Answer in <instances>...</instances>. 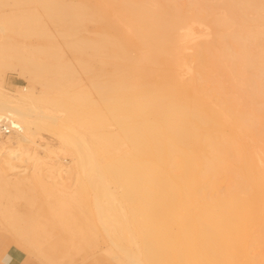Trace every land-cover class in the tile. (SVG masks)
I'll return each instance as SVG.
<instances>
[{
	"label": "bare ground",
	"instance_id": "obj_1",
	"mask_svg": "<svg viewBox=\"0 0 264 264\" xmlns=\"http://www.w3.org/2000/svg\"><path fill=\"white\" fill-rule=\"evenodd\" d=\"M107 1L95 40L59 30L86 55L95 97L43 83L29 52L23 63L0 59V118L18 127L0 137V181L63 210L85 201L91 232L116 250L111 264H264V0ZM43 2L68 25L72 5ZM3 66L30 87L10 92ZM2 206L0 226L36 260L73 263L42 247L32 218Z\"/></svg>",
	"mask_w": 264,
	"mask_h": 264
},
{
	"label": "rangeland",
	"instance_id": "obj_2",
	"mask_svg": "<svg viewBox=\"0 0 264 264\" xmlns=\"http://www.w3.org/2000/svg\"><path fill=\"white\" fill-rule=\"evenodd\" d=\"M59 1L74 7L70 15L66 17L69 21L68 25H63L59 19L49 16L43 0H0L2 28L0 29V59L9 63H23L24 60L19 57L24 55V52H29L34 62H37L36 64L41 63L40 69L33 63L29 65L33 74L37 75L43 83L57 79L65 87L85 90L95 97L91 77L80 65V60L86 55L71 47L68 43L69 38L60 34L59 30L93 41L106 26L107 18L111 14V4L107 0ZM88 51L91 53L92 50L88 49ZM87 56L92 59L96 67L101 66L99 55ZM59 62L62 67L58 65ZM67 63L73 65L75 73L68 74V69L64 67ZM193 64L195 65V62ZM104 67L109 65L106 64ZM2 69L5 73L4 86L10 92H17L18 86L30 87L29 81L17 71L5 66ZM61 69L63 73H60ZM43 86L38 83L36 90H41ZM48 90L52 93L50 88ZM41 135L45 140H55L48 131H42ZM38 142L45 141L39 137ZM196 147L201 148V144ZM10 184L0 181V207L3 205L2 207L7 206L17 211L24 221L32 218L41 228L43 248L69 253L73 257L72 264H111L108 257L116 250L110 240L91 232L89 225H92L96 219L93 212L81 209V204L86 203L85 201L72 202L69 210H63L59 203L46 199L39 190L24 188L18 192ZM0 219H2L1 211ZM1 226L0 262L8 264L10 258L14 260L15 257L20 262L21 254L22 264H49L46 260L35 261L37 249L32 244L19 239L8 227L10 232L6 227ZM183 234L184 232L181 231L174 233V245L176 239ZM70 240L74 242L71 243ZM257 250L264 252V246ZM174 255V262L184 256L182 252H175Z\"/></svg>",
	"mask_w": 264,
	"mask_h": 264
},
{
	"label": "built area",
	"instance_id": "obj_3",
	"mask_svg": "<svg viewBox=\"0 0 264 264\" xmlns=\"http://www.w3.org/2000/svg\"><path fill=\"white\" fill-rule=\"evenodd\" d=\"M17 129L18 127L14 125L10 116H3L0 118V137L9 135Z\"/></svg>",
	"mask_w": 264,
	"mask_h": 264
},
{
	"label": "crops",
	"instance_id": "obj_4",
	"mask_svg": "<svg viewBox=\"0 0 264 264\" xmlns=\"http://www.w3.org/2000/svg\"><path fill=\"white\" fill-rule=\"evenodd\" d=\"M20 259H21V261L19 262L18 259H16V257L14 258V260L12 258H10V260H9L10 262L8 264H22L21 254H20ZM35 261H38V260H35ZM38 262H40V261H38ZM0 264H5V263L0 262Z\"/></svg>",
	"mask_w": 264,
	"mask_h": 264
}]
</instances>
